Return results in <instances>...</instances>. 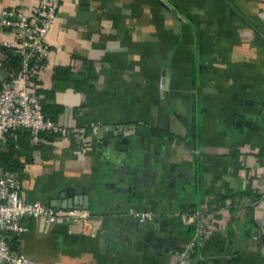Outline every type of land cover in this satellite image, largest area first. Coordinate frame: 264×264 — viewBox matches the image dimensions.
<instances>
[{
    "label": "crops",
    "instance_id": "1",
    "mask_svg": "<svg viewBox=\"0 0 264 264\" xmlns=\"http://www.w3.org/2000/svg\"><path fill=\"white\" fill-rule=\"evenodd\" d=\"M13 35L0 27V78L16 66L1 47ZM45 39L30 83L44 115L108 127L82 142L18 128L0 170L60 209L87 195L99 229L23 216V252L38 264H264V0H59ZM129 206L155 215L138 221ZM179 213L205 227L192 247Z\"/></svg>",
    "mask_w": 264,
    "mask_h": 264
},
{
    "label": "built area",
    "instance_id": "2",
    "mask_svg": "<svg viewBox=\"0 0 264 264\" xmlns=\"http://www.w3.org/2000/svg\"><path fill=\"white\" fill-rule=\"evenodd\" d=\"M59 0H38L36 3L22 5L15 3L0 8V27L13 31L12 39L4 40L1 47L18 56V65L7 77L0 78V145L2 138L18 128L29 131L34 141L42 140L43 132L74 138L80 142L86 131L100 138L105 123L84 125H61L42 111L41 94L30 83L36 78L43 58L47 55L49 44L45 39L51 25ZM137 124V123H136ZM135 123H129L135 126ZM127 213L138 221L151 219L155 212L150 209L127 208ZM192 213V215H195ZM180 217L195 225L194 235L186 248L192 247L205 231L202 223L191 215L179 213ZM41 217L45 222L68 223L72 229L85 230L94 234L99 229L98 219L89 210L81 207L64 209L46 204L37 199H27L20 192L18 178L8 168L0 170V264H38V261L25 254L19 245V235L26 226L21 217ZM14 240L13 242L11 240Z\"/></svg>",
    "mask_w": 264,
    "mask_h": 264
},
{
    "label": "water",
    "instance_id": "3",
    "mask_svg": "<svg viewBox=\"0 0 264 264\" xmlns=\"http://www.w3.org/2000/svg\"><path fill=\"white\" fill-rule=\"evenodd\" d=\"M76 200H77V196H73L72 199L70 201H68V203L66 205H62V207H84V208H87L88 207V197L87 195H84V198H83V201H81L78 205H76ZM50 204L49 205H52V206H56L58 207V203H54L52 201L49 202Z\"/></svg>",
    "mask_w": 264,
    "mask_h": 264
},
{
    "label": "trees",
    "instance_id": "4",
    "mask_svg": "<svg viewBox=\"0 0 264 264\" xmlns=\"http://www.w3.org/2000/svg\"><path fill=\"white\" fill-rule=\"evenodd\" d=\"M3 49V48H2ZM4 50V49H3ZM5 52V59H9V58H11L14 62H15V68L17 67V65H18V56L15 54V53H13V52H11L10 50H5L4 51ZM5 59H4V61H5ZM14 68V69H15ZM14 71V70H13ZM12 242L14 241L13 239L11 240Z\"/></svg>",
    "mask_w": 264,
    "mask_h": 264
}]
</instances>
